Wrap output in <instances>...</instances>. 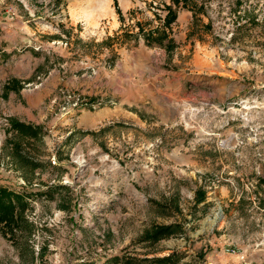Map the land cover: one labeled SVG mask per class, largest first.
<instances>
[{"label":"rangeland","instance_id":"rangeland-1","mask_svg":"<svg viewBox=\"0 0 264 264\" xmlns=\"http://www.w3.org/2000/svg\"><path fill=\"white\" fill-rule=\"evenodd\" d=\"M133 2L125 21L112 0L127 29L117 43L142 38L165 51L169 71L208 58L194 69L206 88L191 78L174 104L158 99L165 113L142 110L137 123L81 131L78 116L105 100L64 84L47 94L46 81L59 72L73 79L78 64L96 75L89 62L101 52L108 67L112 44L92 32L110 31L109 18L89 37L85 26L65 27L105 0H0V188L27 203L14 238L0 225V264H113L172 252L180 264H264V0ZM168 6L176 20L178 8L192 12L190 26L172 30ZM26 95L44 102L30 110ZM12 118L42 128L38 140L20 141L19 154L8 143ZM198 190L206 201L196 205ZM173 223L184 234L141 241L152 225Z\"/></svg>","mask_w":264,"mask_h":264},{"label":"crops","instance_id":"crops-1","mask_svg":"<svg viewBox=\"0 0 264 264\" xmlns=\"http://www.w3.org/2000/svg\"><path fill=\"white\" fill-rule=\"evenodd\" d=\"M106 6L101 8L96 14L93 12L89 18L83 17L82 12H75V18H71L65 25L67 28L80 25L85 26L86 35H91L96 30L97 25L101 23L104 18H109L110 31H94L96 34L95 41H107L111 43V58L107 62V66L103 65L101 59V53L98 54L95 61L89 62L91 66L97 68L96 75H90V72L85 70L83 65H77L76 69L80 71L73 79L61 77V72L58 75L55 74L53 78L49 77L46 81V93H52L54 89L60 85L81 90L83 93L94 98V100L103 98L106 102V106L97 111H83L77 119V128L81 131L95 130L106 124L114 123L116 120L122 118L128 122L141 121L139 113L142 110H149L152 113L161 112L165 113V106H160L158 99L164 100L166 105L174 104L173 99L181 98L184 87L191 78L193 86L196 88H206L197 83V78H200L201 71H195L196 67L202 65H208V58L199 55H194L189 62H184L183 65L187 67H178L176 71L165 70L162 67L161 54L165 56V51L156 47L150 48L146 45L145 41L140 38L133 46V42L128 45H122L117 43L120 33H123L127 29H124L125 21L128 14L135 9L138 5L133 0H119L120 8L125 17V21L121 22L118 15L111 8L112 0H105ZM167 5H170V1H166ZM70 6V13H71ZM175 9L176 7L173 6ZM72 16V13H71ZM89 20V23L87 22ZM192 20V12L188 9L178 8L177 20L171 25L173 30H181L190 26ZM97 24V25H96ZM151 27V26H149ZM108 28V29H109ZM151 28H154L153 26ZM94 29V30H92ZM92 30V31H91ZM181 32V31H180ZM185 34V33H184ZM84 35V34H82ZM174 41L177 38L175 36ZM117 38V39H116ZM107 43V44H108ZM116 56V57H115ZM115 57V61L114 60ZM176 60L174 62L181 63L179 56H174ZM111 63V64H110ZM110 64V65H109ZM188 71V72H187ZM51 86V87H50ZM167 89H164V87ZM174 90V92H169ZM26 106L32 110L39 107L43 103V98L37 96L31 98L26 95ZM166 115V114H165ZM172 117L169 116V120Z\"/></svg>","mask_w":264,"mask_h":264},{"label":"trees","instance_id":"trees-1","mask_svg":"<svg viewBox=\"0 0 264 264\" xmlns=\"http://www.w3.org/2000/svg\"><path fill=\"white\" fill-rule=\"evenodd\" d=\"M117 13L122 18L121 11L118 6V0H114ZM173 4L179 7L182 3V7H187L188 0H171ZM169 13L166 17V24H170L176 20V15L173 14L171 6L167 7ZM162 39V37H161ZM161 39H157L161 43ZM148 41H150L148 39ZM10 131L14 134L11 145L13 154H19L21 152V140H38L42 133L41 127H36L33 124H26L18 119H10ZM206 201V192L198 190L195 198V204L199 205ZM27 203L23 195L16 194L6 188H0V225L2 226V233L5 236H16V231L20 229L22 223L21 209H25ZM185 228L182 223H173L167 225H152L144 234L141 241L156 244L162 240H168L178 237L184 234ZM181 253L172 252L168 256L144 258L137 257L116 256L112 259L113 264H180Z\"/></svg>","mask_w":264,"mask_h":264},{"label":"built area","instance_id":"built-area-1","mask_svg":"<svg viewBox=\"0 0 264 264\" xmlns=\"http://www.w3.org/2000/svg\"><path fill=\"white\" fill-rule=\"evenodd\" d=\"M70 98H71V96H69ZM76 101H79V99H77ZM80 102V101H79ZM78 104V102H74V105H77ZM58 106V102H57V100H53L52 101V110H54V108L55 107H57ZM63 111V113H62V115H64V111H65V108L64 109H62Z\"/></svg>","mask_w":264,"mask_h":264}]
</instances>
